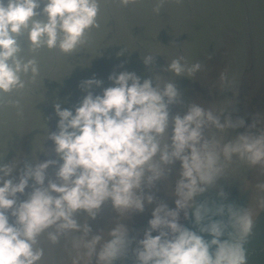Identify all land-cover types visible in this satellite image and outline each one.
<instances>
[{
	"label": "clouds",
	"instance_id": "1",
	"mask_svg": "<svg viewBox=\"0 0 264 264\" xmlns=\"http://www.w3.org/2000/svg\"><path fill=\"white\" fill-rule=\"evenodd\" d=\"M144 2L0 0V116L23 118L22 101L37 90L43 100L45 79L70 75L66 62L93 49L107 22L102 9ZM184 3L154 0L152 12ZM158 55L140 54L145 75L121 60L107 84L81 80L72 107L57 96L30 152L0 143V264H248L264 213V111L240 114L227 68L208 87L222 99L188 95L179 82L206 66L184 55L161 66ZM235 184L247 205L231 198ZM108 213L111 225L98 226Z\"/></svg>",
	"mask_w": 264,
	"mask_h": 264
},
{
	"label": "water",
	"instance_id": "2",
	"mask_svg": "<svg viewBox=\"0 0 264 264\" xmlns=\"http://www.w3.org/2000/svg\"><path fill=\"white\" fill-rule=\"evenodd\" d=\"M153 6L154 0H145L140 5L120 7L113 4L102 9V17H106L107 22L102 18L93 49H85L66 62L76 67L62 82L45 79L47 91L43 100L40 90L26 97L22 101L23 118L16 116L14 109L0 116L4 121L0 143L9 147L15 138L12 148L30 152L33 138L42 134L43 117L53 113L52 101L57 96L66 101L65 107H72L83 95L78 87L81 80L95 74L107 84V76L121 60L128 61L127 70L145 75L139 57L148 51L159 53L157 63L161 66L179 55L193 62L201 61L206 71L198 72L195 81L182 79L179 83L188 89V95L205 100L222 99L218 93L210 97L208 87L227 68L238 89L240 114L264 111V0H185L181 6L165 5L159 15L152 12ZM123 47H127L131 55L126 53L117 59L115 53ZM64 70L61 66L60 71ZM51 126L55 127V118ZM29 128L35 130L29 132ZM21 130L25 132L17 136ZM254 177L255 172L249 173V180ZM230 192L232 199L245 205L249 203L250 193L241 192L238 184L233 185ZM158 195L163 196V191ZM150 211L135 216L132 226L143 229ZM111 222L112 214L108 213L98 226L107 228ZM254 233L248 245V264H264V213L258 217Z\"/></svg>",
	"mask_w": 264,
	"mask_h": 264
}]
</instances>
